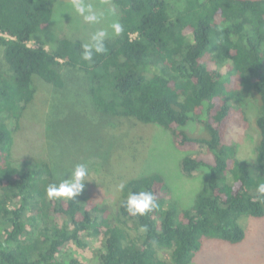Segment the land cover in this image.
Here are the masks:
<instances>
[{"label": "trees", "instance_id": "16d2710c", "mask_svg": "<svg viewBox=\"0 0 264 264\" xmlns=\"http://www.w3.org/2000/svg\"><path fill=\"white\" fill-rule=\"evenodd\" d=\"M67 1L0 0V34L11 38L0 37V264H189L205 239L243 243V220L264 221V0H107L123 31L91 62L82 59L91 40L28 45ZM239 99L257 112L252 162L230 138L244 117ZM32 109L43 113L40 133ZM152 127L183 154L185 179L203 176L189 206L163 175L143 174ZM37 132L41 142L82 135L92 147L73 201L47 198V186L71 172L55 170L40 141L29 146L24 136L38 140ZM140 191L153 192L158 207L132 216L124 204Z\"/></svg>", "mask_w": 264, "mask_h": 264}, {"label": "rangeland", "instance_id": "374dc122", "mask_svg": "<svg viewBox=\"0 0 264 264\" xmlns=\"http://www.w3.org/2000/svg\"><path fill=\"white\" fill-rule=\"evenodd\" d=\"M84 3L92 6L93 12L99 17L98 23H89L84 20L82 16L77 14L72 8V0L67 2H59L55 5L54 13L49 24L48 30L38 37V40H31L28 45L33 48H37L40 45H44L46 49H53L56 43L61 38H80L89 42L94 33L100 30H104L108 33V36H112L113 30L111 24L116 21V11L112 8L107 0H84ZM58 39V40H57ZM42 88L48 90L47 85L41 83ZM43 94L44 91L40 90ZM81 92V90L79 91ZM50 100V99H48ZM52 104H55L58 100H50ZM84 98L80 93H77L76 103L79 104V109L82 111L84 108ZM51 104V105H52ZM237 104H240L241 109L244 111V117L236 119V125L230 134L232 141L237 144L238 157L245 161H253V148L255 144V131L252 126L253 119L256 117L254 103L246 99H239ZM239 106V105H237ZM243 107V108H242ZM50 111V110H48ZM52 112V111H50ZM64 115V114H63ZM29 118L34 123H43L44 117L42 111L37 109L31 110ZM246 119V120H245ZM55 117H52V122L47 118L46 124H51V128H46V134L53 136L56 131L58 123H54ZM31 121L27 124H31ZM32 123V125L34 124ZM38 123L33 127L39 133L37 129ZM29 127H32L29 125ZM153 129L147 130L146 132L151 135L153 134L152 143L150 148L143 156L147 142L143 143L136 150L143 156L142 162L144 164L142 171L144 173L157 172L163 175L168 182L173 197L181 202L184 207L189 206L192 203L196 192L201 188L203 183V176L197 174L193 179H185L179 171L178 162L182 153L174 149L173 144L169 135L158 127H152ZM37 132L38 140L36 135L33 133L27 134L26 137L30 141L29 146L36 144L40 141L42 148L47 151L52 166L55 170H66L72 172L76 165L84 164V160L90 155L89 150H92L87 142L82 140V135L75 137L70 140L68 137H59V143L57 139H47L41 142L39 134ZM83 134V133H82ZM59 135V134H58ZM56 134V136H58ZM55 137V136H54ZM69 139V140H68ZM55 140V141H54ZM33 141V142H32ZM72 142L75 143L73 148ZM80 141V143H78ZM67 143L65 151L61 152L53 144ZM149 144V143H148ZM61 147V145H60ZM24 149V151H22ZM74 149V150H73ZM89 149V150H88ZM141 149V151H140ZM20 155L28 153L26 146L21 145ZM141 171V172H142ZM60 173V172H59ZM61 175V174H60ZM243 227L246 233L245 241L241 244H229L215 239H205L202 241L200 250L195 254L193 260L189 264H264V221L244 219ZM97 243L94 242L90 249L95 248ZM90 254L87 259H90ZM92 263H95L91 260Z\"/></svg>", "mask_w": 264, "mask_h": 264}, {"label": "clouds", "instance_id": "9594fccd", "mask_svg": "<svg viewBox=\"0 0 264 264\" xmlns=\"http://www.w3.org/2000/svg\"><path fill=\"white\" fill-rule=\"evenodd\" d=\"M72 8L82 16L86 22L98 23L99 17L93 12L92 6L84 3V0H72ZM113 36H119L123 31L122 25L115 21L111 24ZM108 33L104 30L97 31L91 37V43L82 45V59L91 62L93 54H106L105 39ZM88 169L85 164H78L70 173L68 178L63 179L58 185L49 184L46 188V196L49 200H66L73 201L79 196L85 186ZM125 185L121 183L118 186V191H123ZM259 197L264 200V183L257 186ZM126 211L132 216H144L158 207L156 197L151 191H140L138 193H129L124 204Z\"/></svg>", "mask_w": 264, "mask_h": 264}, {"label": "built area", "instance_id": "2783aa9c", "mask_svg": "<svg viewBox=\"0 0 264 264\" xmlns=\"http://www.w3.org/2000/svg\"><path fill=\"white\" fill-rule=\"evenodd\" d=\"M0 37L5 38V39H11L9 36H7L5 34H0Z\"/></svg>", "mask_w": 264, "mask_h": 264}]
</instances>
